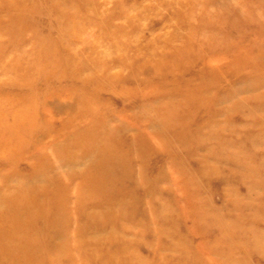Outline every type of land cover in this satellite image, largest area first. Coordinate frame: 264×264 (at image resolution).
Here are the masks:
<instances>
[{
  "label": "rangeland",
  "instance_id": "1",
  "mask_svg": "<svg viewBox=\"0 0 264 264\" xmlns=\"http://www.w3.org/2000/svg\"><path fill=\"white\" fill-rule=\"evenodd\" d=\"M88 128L133 142L94 194ZM220 141L264 149V0H0V209L48 186L60 215L28 264H264L262 189L222 201L199 173ZM252 198L247 239H223Z\"/></svg>",
  "mask_w": 264,
  "mask_h": 264
},
{
  "label": "bare ground",
  "instance_id": "2",
  "mask_svg": "<svg viewBox=\"0 0 264 264\" xmlns=\"http://www.w3.org/2000/svg\"><path fill=\"white\" fill-rule=\"evenodd\" d=\"M254 79L256 80L257 78L255 77ZM255 80H252V84H255L254 82ZM250 84L249 86H251ZM174 120H178V119L177 118L166 119L165 125H168V126L173 125ZM79 134H82V136L78 135L79 138L77 139L78 140L77 142H79L80 144L86 145V147L89 150L90 149L99 150V154L97 155V157L94 159L93 163L91 164L92 167L90 168V170H87L85 172V177L87 178V181L89 182V184L87 185V191H89L91 194L97 193V191H99L100 193L104 190V187L108 183H110L111 181L116 182L117 180H119L120 177L117 176L118 174L121 175L122 173H125V167L122 166L120 162V159L122 158L121 156L123 155V152H121L120 150H121V147L129 146L133 142L131 140V141H128L129 144L128 143L126 144L125 142L123 144V141H119V140L117 141L115 138H113V136H111V139H109V137H103L101 139L104 140L105 143L102 146L104 148H101L98 145L100 142V137L98 136L96 131L92 130V128H88L86 129L84 133H79ZM167 140H169V143L172 142V145H173V142L175 143L177 142V140H181V139H180V136L174 134L172 135V137L170 138L168 137ZM236 143L232 141H227L224 143L223 142L219 143V146H215L214 144V147L212 146L209 147L206 144L204 145V143L202 144V142H200L201 146L206 147V151L205 153H201V154L199 153V159H200L199 160V163H200L199 173L201 171V174L205 175L206 178L212 174L221 176V180H222L221 182H224L222 183V190H223L222 201L228 199L230 202L232 201L234 202V200L233 199L231 200L230 198L229 188H228L231 185L233 186V183H236L237 186L241 185L245 187L246 193L249 194L245 196V198L247 199L251 197V194L249 192L254 191L255 189L257 190L262 189L264 193V149H261L262 150L261 155H257L258 152L261 150H254V149L248 150L244 146L238 145ZM220 162L222 163L221 167L216 166ZM189 173H192V171H189ZM43 183L44 185H46V181L45 182L43 181L42 184ZM47 187L48 186H38V187L34 186V187L26 188V189L23 188L24 189L23 192L17 194L18 197L16 196V197L11 198L10 200H8V202L6 201V205L4 204L3 206H1V209H0V264H28L27 262L29 261V258L31 259L29 255L30 256L35 255L36 249L34 246H37L38 243L40 242L41 232L39 229L35 228L36 225L41 224L45 226V228H49V230H51L55 228V225L57 223H59L58 219L60 215H59V212L56 211L58 209V206L56 205L53 207L52 191ZM233 190L236 192V195H238V199H239L240 198L239 191L237 190V188H234ZM252 199L253 200H251L250 202H247L245 204L243 203L240 204L239 207H238V204L237 205L235 204L237 208L234 211L236 212L235 213L232 211L229 212V215H232V214L234 215V214H239L240 213L239 210L241 211L244 210V212L248 214L246 218H248L249 226L246 227L243 225L244 223L242 224L240 223L238 219L239 215H236L235 219L226 217L223 220L220 217V222L222 224H221V228L219 229V231L223 239H229L231 241L233 240L237 242L244 241L245 238L247 239V236L245 235V233L250 229L251 227L250 225H252L250 224L249 220L252 221V219L255 218V217L253 218V216L255 215L253 214L254 212H252V207L253 206L255 207L256 206L255 204L260 202V200L256 202V200H254L255 198H252ZM214 211H216V209ZM71 212H72V209H71ZM250 214L252 215L249 218ZM251 223H253V221ZM222 228H224V230ZM43 230H44V227L42 228V231ZM237 263L242 264V262L240 261Z\"/></svg>",
  "mask_w": 264,
  "mask_h": 264
}]
</instances>
